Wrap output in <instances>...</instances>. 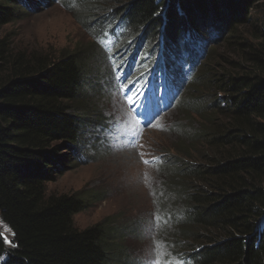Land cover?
I'll list each match as a JSON object with an SVG mask.
<instances>
[{"label": "trees", "instance_id": "obj_1", "mask_svg": "<svg viewBox=\"0 0 264 264\" xmlns=\"http://www.w3.org/2000/svg\"><path fill=\"white\" fill-rule=\"evenodd\" d=\"M43 1L0 0V220L12 239L4 243L0 231V264H116L108 224L75 225L74 215L91 201L80 192H47L48 182L81 162L84 130L106 129L88 92L102 80L91 72L92 47L57 57L18 49L11 33L1 35ZM259 1L106 0L91 8L108 17L110 50L138 37L155 49L156 56L141 54L136 62L126 57L127 68L136 67L133 81L150 60L146 76L164 67L170 79L189 82L186 95L201 119L191 138L206 143L210 155L205 165L185 163L192 157L184 152L173 162L190 203L187 218L198 227L192 234L200 237L204 228L209 235L186 264H264V31L248 40L240 30ZM225 43L241 58L228 57Z\"/></svg>", "mask_w": 264, "mask_h": 264}, {"label": "rangeland", "instance_id": "obj_2", "mask_svg": "<svg viewBox=\"0 0 264 264\" xmlns=\"http://www.w3.org/2000/svg\"><path fill=\"white\" fill-rule=\"evenodd\" d=\"M107 2L44 0L35 10L4 26L1 32V35L11 33L18 49L49 52L57 57L75 48L92 47L91 72L102 73V80L89 84L88 92L93 99L91 104H95L96 110L106 119V129L90 127L84 130L80 142L81 162L71 163L55 181L48 182L47 192H80L91 201L89 208L74 215L75 225L87 229L98 223L108 224L116 264H186L183 259L187 261L192 249L208 240L202 239L207 238L209 231L200 229V237L192 234L198 227L187 218L190 203L184 197V180L178 179V166L173 161L180 159V153L184 152L192 157L184 160L185 163L208 164V145L191 138L192 129L201 119L190 106L191 98L185 91L177 94L169 108L150 124L135 118L133 104L141 100V95L139 82L133 81L136 67L132 64L127 68L132 61L126 57L133 54L135 60L145 53L156 56V52L151 44L139 37L127 41L120 49L110 50L105 46L103 20L108 17H101L91 8L105 7ZM110 23L108 28L115 29L116 24ZM240 30L248 40L259 35L256 30L264 31V0L257 3L252 21ZM223 36H218L209 50L217 47ZM224 46L227 49L226 43ZM131 47L132 50L127 52L126 49ZM117 49L119 60L112 55ZM227 50L228 57L241 58L237 48ZM206 58L207 55L204 62ZM148 62L150 60L145 63ZM95 77H91L92 81ZM188 83L185 80L184 84ZM194 96H197L195 92ZM199 101L202 103V98ZM134 162L141 174L139 172L132 180L139 181V186L144 185L145 194L131 192L125 185L122 167L127 168ZM189 184L196 187L195 184L201 186L203 182L193 180ZM186 227L193 229L184 231ZM0 231L12 241L9 228L1 220Z\"/></svg>", "mask_w": 264, "mask_h": 264}, {"label": "bare ground", "instance_id": "obj_3", "mask_svg": "<svg viewBox=\"0 0 264 264\" xmlns=\"http://www.w3.org/2000/svg\"><path fill=\"white\" fill-rule=\"evenodd\" d=\"M134 163L128 164L127 168L122 167V170L124 172L123 176L125 178V185H126V187H128V189L131 192L140 191L142 194H145L144 185L139 186V181L134 180V182H133V180H132V178H134V176L137 175L139 172L141 174V171H140V168L138 167V164L137 163L134 164ZM133 183L135 186L132 187ZM136 194H137V192H136ZM141 198H143V197H141Z\"/></svg>", "mask_w": 264, "mask_h": 264}, {"label": "snow or ice", "instance_id": "obj_4", "mask_svg": "<svg viewBox=\"0 0 264 264\" xmlns=\"http://www.w3.org/2000/svg\"><path fill=\"white\" fill-rule=\"evenodd\" d=\"M118 70H119V69H117V71H118ZM115 78H117V79H120V77H115ZM122 90H123V89H122ZM127 91H130V89H129V90H127ZM126 94H127V92L125 91V95H126ZM129 103H131V101H130V100H129ZM147 123H149V124H150V123H151V121L149 120V121H147ZM3 242H4V243H7V244H9L10 246H11V244H12V241H10V240H8V239H6V238L3 240Z\"/></svg>", "mask_w": 264, "mask_h": 264}, {"label": "clouds", "instance_id": "obj_5", "mask_svg": "<svg viewBox=\"0 0 264 264\" xmlns=\"http://www.w3.org/2000/svg\"><path fill=\"white\" fill-rule=\"evenodd\" d=\"M154 71H156V70H154ZM168 75V74H167ZM169 76V75H168ZM170 77V76H169ZM179 89H180V94L182 93V92H186V89H187V87L189 86V84L188 85H185L184 83H180L179 82Z\"/></svg>", "mask_w": 264, "mask_h": 264}]
</instances>
